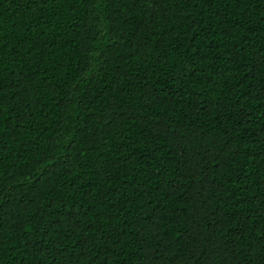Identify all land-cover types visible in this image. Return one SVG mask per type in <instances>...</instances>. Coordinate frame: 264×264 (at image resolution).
Listing matches in <instances>:
<instances>
[{
    "label": "trees",
    "instance_id": "trees-1",
    "mask_svg": "<svg viewBox=\"0 0 264 264\" xmlns=\"http://www.w3.org/2000/svg\"><path fill=\"white\" fill-rule=\"evenodd\" d=\"M0 264H264V0H0Z\"/></svg>",
    "mask_w": 264,
    "mask_h": 264
},
{
    "label": "snow or ice",
    "instance_id": "snow-or-ice-1",
    "mask_svg": "<svg viewBox=\"0 0 264 264\" xmlns=\"http://www.w3.org/2000/svg\"><path fill=\"white\" fill-rule=\"evenodd\" d=\"M125 5L129 7V10L135 8L137 11H144L154 15L156 8L166 9L167 0H125Z\"/></svg>",
    "mask_w": 264,
    "mask_h": 264
}]
</instances>
